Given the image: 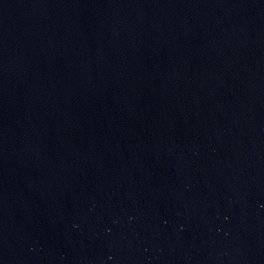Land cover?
<instances>
[{"label":"water","instance_id":"95a60500","mask_svg":"<svg viewBox=\"0 0 264 264\" xmlns=\"http://www.w3.org/2000/svg\"><path fill=\"white\" fill-rule=\"evenodd\" d=\"M0 264H264V0H0Z\"/></svg>","mask_w":264,"mask_h":264}]
</instances>
